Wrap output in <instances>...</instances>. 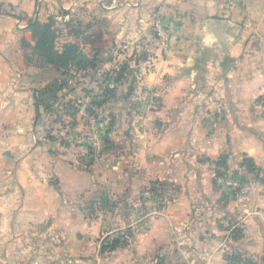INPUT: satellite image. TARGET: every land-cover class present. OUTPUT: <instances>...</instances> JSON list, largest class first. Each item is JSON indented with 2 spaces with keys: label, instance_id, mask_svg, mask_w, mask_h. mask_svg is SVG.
<instances>
[{
  "label": "crops",
  "instance_id": "0c3cea01",
  "mask_svg": "<svg viewBox=\"0 0 264 264\" xmlns=\"http://www.w3.org/2000/svg\"><path fill=\"white\" fill-rule=\"evenodd\" d=\"M35 21L93 64L49 63ZM23 241L49 264H264V0H0V257Z\"/></svg>",
  "mask_w": 264,
  "mask_h": 264
},
{
  "label": "trees",
  "instance_id": "16d2710c",
  "mask_svg": "<svg viewBox=\"0 0 264 264\" xmlns=\"http://www.w3.org/2000/svg\"><path fill=\"white\" fill-rule=\"evenodd\" d=\"M34 27V32L37 38L36 50L44 56V58L51 64L58 68H68L69 66H74L77 68H85L88 64H93V62L86 57L75 44L66 45L62 51L56 49L55 39L56 33L52 29L51 22H38L32 23ZM126 68L121 69L117 76L114 78L115 88L110 89L109 87L105 89L102 98L94 100L92 103L100 105L105 103L109 98L116 94V91L121 88L122 85L128 83L125 76ZM66 73H68L66 71ZM65 82H54L44 88L36 89L35 99L36 105L39 111V115H44L50 109H52L54 101L57 99V93L59 89L65 86ZM132 88L129 87V90ZM121 244L120 239H114L112 241L104 242V249L110 248L115 249ZM229 261H239L241 257L232 254L228 257Z\"/></svg>",
  "mask_w": 264,
  "mask_h": 264
},
{
  "label": "rangeland",
  "instance_id": "374dc122",
  "mask_svg": "<svg viewBox=\"0 0 264 264\" xmlns=\"http://www.w3.org/2000/svg\"><path fill=\"white\" fill-rule=\"evenodd\" d=\"M23 245H21V248H25L26 246L25 241H23ZM8 243V242H7ZM0 244L3 246L4 242H0ZM35 245H38V247H41V241H37L34 243ZM1 248V247H0ZM41 249V248H40ZM30 251L28 249V251H26L25 248V253L23 255V257H11L10 261L5 262V258L4 257H0V264H49V260L47 259V257L45 255H41L40 253L37 254L36 257H31L30 256ZM8 259V258H7ZM156 262V264H159V261L157 260H153Z\"/></svg>",
  "mask_w": 264,
  "mask_h": 264
},
{
  "label": "built area",
  "instance_id": "2783aa9c",
  "mask_svg": "<svg viewBox=\"0 0 264 264\" xmlns=\"http://www.w3.org/2000/svg\"><path fill=\"white\" fill-rule=\"evenodd\" d=\"M108 87L110 89H114L115 88V81L114 80L109 81ZM141 100L146 102L147 104H153V103H155V95L151 91H146V92L144 91V94H142ZM92 123L97 127V131L100 132L102 125L99 124V120L97 117L92 118ZM227 182L231 187H233L235 189L236 188H242L241 182L237 178H228Z\"/></svg>",
  "mask_w": 264,
  "mask_h": 264
}]
</instances>
